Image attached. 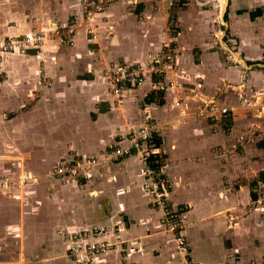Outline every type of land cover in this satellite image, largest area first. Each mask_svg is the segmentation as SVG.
<instances>
[{
	"label": "crops",
	"instance_id": "crops-1",
	"mask_svg": "<svg viewBox=\"0 0 264 264\" xmlns=\"http://www.w3.org/2000/svg\"><path fill=\"white\" fill-rule=\"evenodd\" d=\"M224 1L218 19L227 16L237 50L216 41L233 67L201 34L199 0L179 7L175 35L167 0H113L92 23L80 0H0V40L34 31L51 38L0 58V176L36 179L0 190V264H86L67 255L70 238L95 227L109 231L112 246L94 264H182L142 188L138 155L95 165L88 180L51 175L76 157H100L149 121L160 125L167 198L188 207L182 234L194 264H264V0H232L223 14ZM167 47L174 65L161 83L147 74L114 102L105 69L146 71ZM171 81L179 86L167 88ZM159 87L163 102L147 103Z\"/></svg>",
	"mask_w": 264,
	"mask_h": 264
},
{
	"label": "built area",
	"instance_id": "built-area-1",
	"mask_svg": "<svg viewBox=\"0 0 264 264\" xmlns=\"http://www.w3.org/2000/svg\"><path fill=\"white\" fill-rule=\"evenodd\" d=\"M83 6V15L88 23H92L96 14L102 13L109 3L113 0H80ZM170 3V2H169ZM169 5H172L171 3ZM261 17L264 19V6L261 8ZM76 20L71 22L65 31L64 37L67 41L74 34ZM94 25L90 26V33L93 32ZM169 29V28H168ZM60 35V33H56ZM50 37H46L42 32L34 31L29 35L22 37H8L0 40V58L4 54L22 52L29 47L41 46L50 41ZM174 65V54L169 47L167 52L160 59L155 60L153 65L146 71L143 68L130 67H113L108 66L104 71L108 89L113 96L114 102L123 103V92L140 86L145 81L147 74L164 75L171 72ZM179 84L171 81L167 84V88L178 87ZM179 101L177 104H179ZM228 109L223 107L219 109L221 115H227ZM160 125L153 121H149L137 130H131L126 135L118 138L115 146L104 152L100 157L75 158L67 165L55 167L53 170L54 177H58L63 183H69L71 178L80 177L84 180L89 179L91 167L98 164H107L117 162L121 159L138 155L143 162L140 174L143 177L142 188L149 197L150 205L161 213L160 223L165 227V231L170 233L179 252L182 264H194L190 256L188 242L182 234L183 226L178 221L177 211H173V207L168 200V194L165 188V182L160 178L159 172L152 168V164L156 163V158L160 156L159 147L155 146L154 139L159 136ZM35 182L36 179L26 172L16 176L9 173L0 176V190L4 189H21L28 181ZM102 237V241L91 240V237ZM109 237V231L106 228H93L91 231H80L70 238V246L68 256L74 261L86 264H94L95 260L104 255L112 246L106 239Z\"/></svg>",
	"mask_w": 264,
	"mask_h": 264
},
{
	"label": "rangeland",
	"instance_id": "rangeland-1",
	"mask_svg": "<svg viewBox=\"0 0 264 264\" xmlns=\"http://www.w3.org/2000/svg\"><path fill=\"white\" fill-rule=\"evenodd\" d=\"M5 1H7V3H9L10 1H13V0H5ZM167 1L172 4L171 5V8H170L171 9L170 10V14H169V26H168L169 33L172 34V35H175L176 33H179L180 32L179 28L176 27V23H177L176 20L178 18V11L181 8L180 5H179V1L180 0H167ZM194 1H196V0H194ZM199 1H201V3H204V4L203 5H197L196 2H195V4H194L195 7H193L194 14H196L197 19H201L200 21L203 24H205L206 27H208V26L210 27L208 30H207L206 27H204L206 30H202L201 31V34L202 33H205L206 36H208V33H210V35L212 37V41H211L212 44L216 43V46H214V50H217V51L221 52V54L223 55V59H225V62L227 63V66L233 67V66L237 65L238 64L236 62L237 60H235L234 58H231L228 55V53L225 52L226 53L225 54L223 51H221L219 49V45H218V43L216 41L217 36L218 35H221L220 37H221V39H223L224 45L231 52H235V50H237L235 44L228 43V39H234L235 37L231 35V31H227L226 32L225 29H224L225 25L228 23L229 20L227 21V17H226V19H222V21L223 20L224 21L221 22L222 24H220V21L218 19V16H219V14L221 12V8L219 6V3H220L219 0H208V1L207 0H199ZM225 3L226 2L224 1L223 11H222L223 14H224L225 10H226V13L227 12L230 13V8L229 7L232 5V0H229V2H228L229 5L226 4L228 7L225 6ZM197 23H199V20L197 21ZM201 29H203V28H201ZM160 156H162L161 153H160ZM160 160H161L162 163L165 162L163 158L160 159ZM53 170H52L51 175H53ZM159 175H162L161 169L159 171ZM256 190H257L256 187L253 188V191H256ZM263 197H264V192H263ZM171 206H172V204H171ZM172 209H173V211L174 210L177 211L178 221L180 222V220H183V215L185 214V212H187L188 207H187V205L182 204V205L179 206V208H174L173 207ZM159 214H161V213H159ZM180 225L183 226V228L181 230L184 231V229H185L184 228V224L182 222H180Z\"/></svg>",
	"mask_w": 264,
	"mask_h": 264
},
{
	"label": "trees",
	"instance_id": "trees-1",
	"mask_svg": "<svg viewBox=\"0 0 264 264\" xmlns=\"http://www.w3.org/2000/svg\"><path fill=\"white\" fill-rule=\"evenodd\" d=\"M186 1L187 0H180L179 1V5H180V7L182 8L183 7V5L186 3ZM226 15H224V19H226ZM5 39V38H4ZM157 79H158V81H159V83H161V81H162V75H154ZM164 88L165 87H159V90H157V91H153V92H151L149 95H147L146 96V98H145V101L147 102V103H158V104H161L163 101L161 100L162 99V97H163V90H164ZM161 143H162V140H161V137H160V135L157 137V138H155L154 139V144H155V146H157V147H160L161 146ZM114 147V146H113ZM112 147V148H113ZM77 158V157H76ZM163 157H157L156 158V163H153L152 164V168L153 169H155V170H157L158 172L160 171V169H161V167H163L164 166V163H162L161 162V160L160 159H162ZM71 161H73V160H71ZM70 161V162H71ZM69 162V163H70ZM65 165H67V164H65ZM160 178H162L163 179V181L165 182V188H166V191H167V194H168V191H169V189H170V186H169V183H168V180L166 179V177H165V175L164 174H162V175H160ZM259 178L262 180V181H264V171L263 172H260V174H259ZM256 185V183H253L251 186H255ZM251 197L253 198V200H256L257 199V197H258V195L256 194V193H252L251 194Z\"/></svg>",
	"mask_w": 264,
	"mask_h": 264
}]
</instances>
